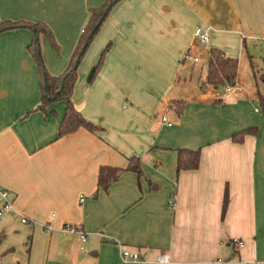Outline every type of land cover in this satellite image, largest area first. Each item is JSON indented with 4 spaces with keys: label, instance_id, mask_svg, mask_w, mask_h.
<instances>
[{
    "label": "crops",
    "instance_id": "1",
    "mask_svg": "<svg viewBox=\"0 0 264 264\" xmlns=\"http://www.w3.org/2000/svg\"><path fill=\"white\" fill-rule=\"evenodd\" d=\"M105 1L0 0V22L45 25L58 49L40 34V55L57 77L89 11ZM197 28L207 45L193 38ZM32 40L24 28L0 33V189L14 208L0 224V264H157L160 255L167 264H264V72L254 62L260 53L264 70V0H120L80 59L71 94L95 132L59 137L66 101L39 109ZM213 48L237 60L230 93L203 84ZM187 52L204 67L184 61ZM178 150H199L198 168L178 172ZM131 159L139 174L127 169ZM102 167L123 170L106 191Z\"/></svg>",
    "mask_w": 264,
    "mask_h": 264
},
{
    "label": "trees",
    "instance_id": "2",
    "mask_svg": "<svg viewBox=\"0 0 264 264\" xmlns=\"http://www.w3.org/2000/svg\"><path fill=\"white\" fill-rule=\"evenodd\" d=\"M120 0H106L105 3L99 8H93L89 11V17L81 34L79 45L73 55L70 66L60 76L54 77L47 73L42 58L40 55L38 38L40 34L45 35L52 48L57 51V46L54 43L53 36L49 29L39 24H28V23H11V22H0V33L13 30V29H28L33 34L32 43L29 46V51L35 57V60L39 67L40 78H41V105L39 109H44L46 105L55 101H66L67 107L65 114L59 127V137L71 134L79 128H84L89 132H95L99 128L93 124L87 122L82 116L73 108L71 103V94L76 80L77 66L82 58L84 52L94 39L95 35L99 31L103 21L111 9ZM101 18L103 20L100 22ZM108 47L103 50L98 64L95 68V73L102 63V58L107 51ZM82 52V53H81ZM207 61L206 78L204 85L211 86L218 90L225 86L233 87L237 78V60L234 58L227 57V55L218 49H210ZM174 107L177 110V114H181L182 103H174ZM254 133V131L246 130L240 134L234 135L232 139L235 142L241 141L242 137ZM200 152L191 150H178L177 151V171L182 170H195L199 165ZM139 162L137 159L129 160L127 169L134 171L139 174ZM123 172L122 169L102 167L99 170L97 177V184L99 189L106 191L108 187L115 181L118 180L119 176ZM228 202L227 193H224L223 204H222V217L225 214Z\"/></svg>",
    "mask_w": 264,
    "mask_h": 264
},
{
    "label": "built area",
    "instance_id": "3",
    "mask_svg": "<svg viewBox=\"0 0 264 264\" xmlns=\"http://www.w3.org/2000/svg\"><path fill=\"white\" fill-rule=\"evenodd\" d=\"M193 38L195 39V41L197 43H199L201 45H207L208 41H209L208 32L203 31L199 28H197L194 31ZM183 60L184 61L190 60L195 64L199 62V58L197 56L191 55L189 52H187L183 55ZM231 90H232L231 86H226L224 88V92H226V93H230ZM161 121L166 123L168 126L171 125L170 123H168V120H167L165 115H163L161 117ZM82 201H83V198L80 197V202H82ZM13 212H14L13 203L9 199L8 192L0 189V224H1L2 220L7 215L12 214ZM21 223L24 225H32L33 224L32 221H30L26 218H22ZM63 230L66 232H69L71 234L78 235L80 243L85 242V239H86L85 235L80 230H77L73 226H65ZM231 243L237 247H241L243 245V242L241 240H236V239H233ZM121 256L125 261H131V262H139L140 261L138 254H134V253H131V252L126 251V250L121 251ZM155 262L157 264H167V263H169V258L166 255H160V256L156 257Z\"/></svg>",
    "mask_w": 264,
    "mask_h": 264
},
{
    "label": "rangeland",
    "instance_id": "4",
    "mask_svg": "<svg viewBox=\"0 0 264 264\" xmlns=\"http://www.w3.org/2000/svg\"><path fill=\"white\" fill-rule=\"evenodd\" d=\"M93 40H94V39H93ZM257 55H258V56L254 58V62H256L258 68L264 72V70H263V65H262V63H260V62H261V61H260V60H261V59H260L261 57H259L260 53H258ZM259 59H260V60H259ZM191 62H192V61H191ZM204 62H205L204 60L199 59V62L196 63V64H197V65H201V64H202L203 67H204ZM258 83H259V86L261 87V90L264 91V81H263V82L259 81Z\"/></svg>",
    "mask_w": 264,
    "mask_h": 264
},
{
    "label": "water",
    "instance_id": "5",
    "mask_svg": "<svg viewBox=\"0 0 264 264\" xmlns=\"http://www.w3.org/2000/svg\"><path fill=\"white\" fill-rule=\"evenodd\" d=\"M103 20V18H101L100 22ZM82 53V52H81Z\"/></svg>",
    "mask_w": 264,
    "mask_h": 264
}]
</instances>
